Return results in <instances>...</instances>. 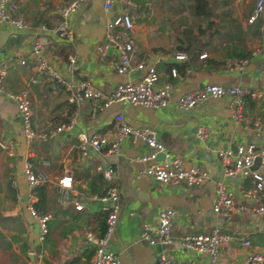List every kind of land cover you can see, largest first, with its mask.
<instances>
[{"label": "crops", "instance_id": "1", "mask_svg": "<svg viewBox=\"0 0 264 264\" xmlns=\"http://www.w3.org/2000/svg\"><path fill=\"white\" fill-rule=\"evenodd\" d=\"M65 1L9 0L15 13L24 19L25 27L17 29L0 22V69L5 73L1 80L4 92H0V253L4 252L6 264H90L92 246L84 234L101 235L104 218L93 196L102 195L109 186L117 188L120 201L109 238V248L116 254L118 264H155L160 255L170 264H209L206 254L185 249L179 241L183 235L208 233L213 227L228 237L219 248L215 264H236L251 250L264 253L263 218L242 211L229 215L212 211L216 181L226 185L235 202L252 206L241 197V190L250 186L246 178H224L216 151L235 153L238 144L249 142L264 145V101L245 96L237 119L226 96L209 98L189 109L176 105L179 95L205 84L239 86L254 92L264 90V74L260 70L264 62V0L252 22H247V17L256 0H204L210 8L208 15L195 16L185 8V28L192 33L203 30L198 44L202 45L199 54L204 53L205 57L199 58L198 54L203 63L186 66L182 75L174 78L168 75V65L187 63L189 58L182 52L185 60L175 61L172 55L178 51H166L173 43L160 42L155 36L157 31L147 24L154 6L161 0H114L111 10L103 9V0H82L68 20L72 33V41L68 43L54 31L56 10ZM191 2L185 0V7ZM125 11L132 19L133 62L156 61V84L172 83L168 103L149 108L128 103L101 107L100 101L94 99L71 101L70 97L79 93L81 80H86L93 89L109 93L119 82L138 79L140 72L135 70L124 75L115 72L114 47L107 45L104 55L97 50L106 44L105 23ZM35 38L44 46V58L59 81L37 73L31 55V41ZM240 59L246 60L242 68H232ZM21 91L29 102L34 132L31 139L23 133L15 101L6 95ZM116 114L132 127L152 128L165 153L181 158L186 165L204 169L207 179L187 187L183 183L161 184L141 175L143 163L135 157L147 148L130 137L122 139L114 155L89 151L82 157L76 133L110 137L116 127ZM70 119L73 126L69 131L61 130L45 140L38 137ZM256 120L260 122L259 131L253 126ZM197 127L206 131L202 140L195 136ZM25 163L33 172H42L47 177L43 183L46 197L43 208L49 215L48 232L41 243L35 240L34 223L27 209L29 189L22 173ZM97 165L111 166L113 180H103L95 169ZM61 176L70 177L64 202V189L56 183ZM70 198L81 202L82 208L75 210ZM261 202L264 206V198ZM163 208L174 213L171 243L148 245L138 240L141 224L155 226L157 212ZM245 239L250 246L241 244Z\"/></svg>", "mask_w": 264, "mask_h": 264}, {"label": "built area", "instance_id": "2", "mask_svg": "<svg viewBox=\"0 0 264 264\" xmlns=\"http://www.w3.org/2000/svg\"><path fill=\"white\" fill-rule=\"evenodd\" d=\"M114 0H103L102 7L104 10H111ZM82 0H66L60 5L56 12L58 19L54 26V31L59 39L65 42L72 41V33L68 24L70 15L77 9ZM127 3V2H126ZM128 4V3H127ZM263 0H256L247 22L255 20L260 13ZM14 4L9 0H0V22L9 23L17 29L25 27L24 19L14 11ZM105 40L97 48L100 55H104L107 45H111L117 52V60L114 68L118 75H124L131 70L140 72L138 79L126 80L117 83L112 91L103 93L93 89L86 80L78 82L79 93L70 97L71 101L79 99H94L100 101L101 107H107L111 103H128L140 105L149 108H159L165 106L169 101V95L172 90V83L167 81L160 85L156 84V61L151 62L139 61L133 62L134 42L131 37L132 21L129 14L125 12L116 13L105 23ZM44 46L33 39L31 41V55L35 60V69L38 74L43 73L48 77L59 81L56 71L48 65L43 55ZM199 58L205 57L204 53L198 55ZM175 61L185 60V54L176 52L172 55ZM72 61V59L70 58ZM23 63V61H20ZM245 59L238 60L232 68L241 69L245 64ZM264 74V62L260 68ZM4 71L0 69V92H4L1 87V80ZM168 75L171 78L177 76L175 67H170ZM35 80V79H33ZM6 95L15 101L17 116L19 118L23 133L27 139L34 136L30 126L29 102L24 91L19 93H6ZM228 97L229 108L234 118L240 117V111L243 104V98H256L264 101V90L260 92L247 91L239 86L222 87L218 84H205L198 89L183 93L176 99V105L181 109H189L196 104L202 103L209 98ZM116 127L110 137L99 134L86 135L83 132H77V148L82 157H86L89 151L102 152L106 155H114L118 152L120 143L124 137H130L132 140H140L147 151L135 159L143 163L139 173L152 178L154 181L165 185L185 184L187 187L196 186L207 179V172L194 165H186L179 157H172L165 153V148L155 135V131L149 127H132L128 125L120 114L114 116ZM73 126V120L56 126L54 129L41 133L38 137L45 140L47 137H53L57 132L64 130L69 131ZM256 131L260 130V122H254ZM206 135L203 127H197L195 136L202 140ZM163 153L161 159H157V153ZM221 175L224 178L237 176L240 178H250L252 184L241 190L243 200L250 201L252 206L244 203H237L234 200L233 193L221 181H216L213 186L214 203L213 212H220L229 215L233 211H242L246 213H255L264 219V206L261 200L264 198V145H256L253 142L238 144L235 153L228 150L216 151ZM258 159V165L251 169L255 159ZM96 171L99 172L102 179L111 181L114 178V169L109 165H97ZM29 193L27 199L28 213L32 222L36 225L35 240L41 243L47 235V221L49 215L40 214L32 207L34 196L31 190L37 185L46 182L47 177L42 172H33L29 164L25 163L22 169ZM57 185L64 189L62 201L68 198L66 189L70 188V177L61 176L56 180ZM98 203L99 210L104 213L103 231L101 235H95L91 232L84 234L85 240L92 246V256L90 264H118L116 254L109 248V238L116 224L117 215L120 208L118 190L115 186H109L102 195L93 196ZM70 202L75 210L82 208L81 202L70 198ZM174 218V213L170 208H163L157 212L156 225L150 226L144 222L140 226L137 239L145 241L148 245L160 244L167 245L171 243L170 227ZM228 237L219 232L217 227H213L208 233H195L183 235L180 239V245L197 253L206 254L209 257V264H215V260L220 246ZM243 246H250L249 240L245 239L241 243ZM155 264H170L162 255L158 256ZM236 264H264V253L251 250L246 253Z\"/></svg>", "mask_w": 264, "mask_h": 264}, {"label": "trees", "instance_id": "3", "mask_svg": "<svg viewBox=\"0 0 264 264\" xmlns=\"http://www.w3.org/2000/svg\"><path fill=\"white\" fill-rule=\"evenodd\" d=\"M141 2L142 1H138L139 4H141ZM188 9L195 16L200 14L208 15L210 12V8L206 5V2L204 0H192V2L188 5ZM202 31L203 30L197 31V33H192L190 28H182L180 31V38H177L176 43H174L168 50H166L184 52L188 55L189 60L187 61V63L184 62L179 65H174L177 75H182L186 66L200 65L203 63L202 60L197 58V55L199 54L202 48V45L198 44V36ZM172 66L173 65H168L167 71H169V68ZM100 178L101 177L99 176L98 179ZM245 180L247 181L246 183L248 185L252 184V182H250V178H246ZM31 194L35 198V201L32 202L33 209L40 214L45 213L43 208L46 199L44 184L34 187L31 191Z\"/></svg>", "mask_w": 264, "mask_h": 264}, {"label": "rangeland", "instance_id": "4", "mask_svg": "<svg viewBox=\"0 0 264 264\" xmlns=\"http://www.w3.org/2000/svg\"><path fill=\"white\" fill-rule=\"evenodd\" d=\"M153 16L147 23L154 28L155 36L164 44H174L180 38V31L185 28V0H161L154 6ZM4 252L0 253V264H6Z\"/></svg>", "mask_w": 264, "mask_h": 264}, {"label": "water", "instance_id": "5", "mask_svg": "<svg viewBox=\"0 0 264 264\" xmlns=\"http://www.w3.org/2000/svg\"><path fill=\"white\" fill-rule=\"evenodd\" d=\"M262 129H264V125H262ZM163 157V153H157L156 158L161 159ZM258 165V159L256 158L251 166V169H255ZM32 232L36 233V225L34 224L32 227ZM29 256V255H28Z\"/></svg>", "mask_w": 264, "mask_h": 264}]
</instances>
